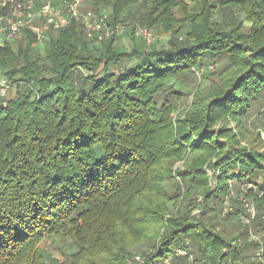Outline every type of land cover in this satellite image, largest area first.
Returning <instances> with one entry per match:
<instances>
[{
    "label": "trees",
    "instance_id": "16d2710c",
    "mask_svg": "<svg viewBox=\"0 0 264 264\" xmlns=\"http://www.w3.org/2000/svg\"><path fill=\"white\" fill-rule=\"evenodd\" d=\"M90 1L166 39L0 45V264H264V0Z\"/></svg>",
    "mask_w": 264,
    "mask_h": 264
},
{
    "label": "built area",
    "instance_id": "2783aa9c",
    "mask_svg": "<svg viewBox=\"0 0 264 264\" xmlns=\"http://www.w3.org/2000/svg\"><path fill=\"white\" fill-rule=\"evenodd\" d=\"M88 1L90 0H61V2L58 0H0V40L4 37L14 38L28 30L35 42L39 43L45 41L52 28H66L73 21L82 24L88 37L97 39L98 42L105 37H110L114 32L116 34L123 32L124 29L119 25L116 26L115 30H112V27L108 25L110 19L108 13L83 11V6ZM104 28L109 30L105 36L102 35ZM140 34L149 43L154 39L147 30H142ZM11 88L12 84L8 77L0 70V106H8ZM246 207L249 216L242 217V220L248 225L254 220L256 211L249 204H246ZM230 209L227 203L226 210L231 211ZM183 254L180 252V255ZM262 254L263 250L260 249L258 255L262 256ZM166 264L169 262L166 261Z\"/></svg>",
    "mask_w": 264,
    "mask_h": 264
},
{
    "label": "rangeland",
    "instance_id": "374dc122",
    "mask_svg": "<svg viewBox=\"0 0 264 264\" xmlns=\"http://www.w3.org/2000/svg\"><path fill=\"white\" fill-rule=\"evenodd\" d=\"M58 1L61 2V0H58ZM189 4H190L189 6H193V3L190 2V1H189ZM83 9L85 11H93L92 10L93 9L92 2L91 1L89 3L86 2L84 4V6H83ZM100 13H108L110 15L111 11L109 9H106V10H101ZM117 25H119L120 27H122L124 29L123 32L118 33V34H116L114 32V34H116L115 47H117L119 50L130 52L132 50V48L134 47L137 39H138L137 40L138 42H140L142 40H146L144 38V36L140 34V32L142 30H145V29H143L141 27H138V26L134 27V25H129V24L128 25H124L123 23L122 24H117ZM116 26H111L112 30H115ZM103 30L104 31L102 32V35L103 36L107 35L109 30L107 28H104ZM26 31H28V30H26ZM148 32H150L152 34V36L154 38L153 41H155L157 39H162L163 41H165V39H166L164 36H158V34L152 32V31H148ZM26 37L27 36L25 35V33L22 34V35L15 36L14 38H11V39L4 37L3 39H6V40H3V39L0 40V45H3L6 41L13 43L12 45H15V46L18 43H20L22 40L24 41V43H26V42H28L26 40ZM111 37H112V35L110 37H108V38H106V37L103 38V40L110 39ZM46 40L42 41V42H39V43H36L35 41L31 42L35 54L36 53L39 54L40 57L45 55L44 46H45ZM145 42L147 43L148 41H145ZM198 76L200 77L201 74L199 73ZM15 88H16V86L12 85V88L10 90L11 91L10 92L11 93V97L15 93ZM262 137L264 138V134L262 135ZM180 165H181V163H178L177 167H179ZM225 213H227V210L225 211ZM251 233H252V231H251ZM252 238L255 239V240H260V238L257 235H255L254 233L252 234ZM60 241H62V240H57V239H54V238H48V240H45V241L42 242L40 247L48 254V256H52V257L57 258V259H59L61 261L62 260V256L60 255V250H59Z\"/></svg>",
    "mask_w": 264,
    "mask_h": 264
}]
</instances>
